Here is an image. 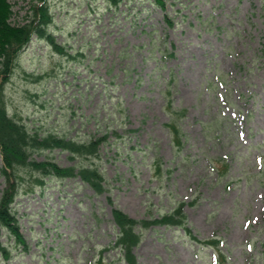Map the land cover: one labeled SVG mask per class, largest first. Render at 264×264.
Segmentation results:
<instances>
[{"label":"rangeland","instance_id":"rangeland-1","mask_svg":"<svg viewBox=\"0 0 264 264\" xmlns=\"http://www.w3.org/2000/svg\"><path fill=\"white\" fill-rule=\"evenodd\" d=\"M9 1L14 24L42 3ZM48 2L49 31L66 52L33 36L6 103L43 135L88 140L109 131L97 157L33 152L97 166L106 189L79 176L46 177L43 186L27 176L14 206L29 248L0 230L11 250L0 264H128L114 245L113 206L141 219L179 201L193 234L217 245L178 226L138 227L137 264H264V0H169L166 11L152 0ZM171 107L187 109L181 146L167 125ZM1 167L0 152V191Z\"/></svg>","mask_w":264,"mask_h":264},{"label":"trees","instance_id":"trees-1","mask_svg":"<svg viewBox=\"0 0 264 264\" xmlns=\"http://www.w3.org/2000/svg\"><path fill=\"white\" fill-rule=\"evenodd\" d=\"M41 1V4L35 3L32 6V12L24 23L14 24L11 22L14 14L12 3L9 0H0V152L3 163L1 174L5 179L4 187L0 191V230H7L9 236L14 239L15 247L23 248H29V244L21 231L14 202L27 176H34L35 182L41 186L45 185L46 177L79 176L97 193H103L106 189L105 176L97 166H64L53 159H36L33 152L62 149L70 152L73 157L92 158L99 156L102 145L111 137L109 131L94 135L88 140H78L55 133L43 135L33 132L21 118L10 114L4 91L19 54L32 41L33 36L47 39L59 52H66L65 47L58 44L53 33L49 31L54 21L49 2ZM108 1L115 5L121 2V0ZM152 2L166 11L169 0H152ZM166 20L170 25L174 24L168 15ZM186 112L187 109L171 107V122L167 123L178 146L183 143L179 120L186 115ZM113 133L119 135L116 129ZM159 168L161 169V166ZM161 172L163 173V170ZM108 199L112 205L115 204L111 196ZM184 207L185 201H179L172 211L160 217L139 219L114 205L112 216L119 229L114 245L123 252V259L128 264H137L134 247L142 240V233L138 231V227L147 229L154 225L178 226L182 227L192 239L216 246L218 242L216 238L199 239L193 234ZM0 253L4 259H9L11 256V250L1 241Z\"/></svg>","mask_w":264,"mask_h":264}]
</instances>
